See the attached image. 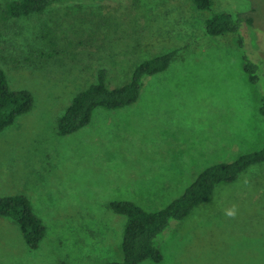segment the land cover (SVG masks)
Masks as SVG:
<instances>
[{
  "label": "rangeland",
  "instance_id": "374dc122",
  "mask_svg": "<svg viewBox=\"0 0 264 264\" xmlns=\"http://www.w3.org/2000/svg\"><path fill=\"white\" fill-rule=\"evenodd\" d=\"M10 1L0 0V67L12 89L32 91L35 101L0 132V195L25 193L47 234L31 249L19 225L0 216V264L122 260L127 218L110 202L157 211L208 166L264 146V0H214V12L253 16L241 28L244 47L236 33L207 34V15L193 0H76L20 17L6 15ZM176 48L167 70L146 77L137 102L97 108L88 125L59 134V116L100 68L110 87L121 86L138 63ZM244 54L260 66L257 84ZM175 157H198L189 183L145 191L158 187L160 163ZM156 242L163 261L140 264H264V162L218 184Z\"/></svg>",
  "mask_w": 264,
  "mask_h": 264
},
{
  "label": "trees",
  "instance_id": "16d2710c",
  "mask_svg": "<svg viewBox=\"0 0 264 264\" xmlns=\"http://www.w3.org/2000/svg\"><path fill=\"white\" fill-rule=\"evenodd\" d=\"M72 1L76 0H12L6 5V15L20 17L40 14L55 5ZM79 1L92 3L97 0ZM192 2L198 10L207 15L205 19L207 34L218 38L229 32L236 33L239 45L245 46V36L241 28L245 22L253 23V16L249 12H214V0ZM50 31L51 28H48L44 36L55 44ZM52 53L53 51H49L47 54ZM178 53L179 49L176 48L138 63L129 81L113 88L108 84V69L100 68L96 80L80 90L59 116V134H71L88 125L97 108L117 110L137 102L143 93L146 77L167 70ZM244 68L249 80L257 84L260 80V66L247 54H244ZM261 100L260 111L264 115V95ZM34 101L32 91L12 89L6 71L0 67V132L15 124L19 116L28 113L33 108ZM262 162L264 146L259 150L242 154L234 161L218 162L208 166L180 196L157 211L146 210L132 200L110 202V208L126 216L127 222L122 243L123 259L104 264H140L148 258L156 262L163 261L164 254L156 240L169 227L171 221L187 217L195 207L210 198L218 184L235 181L248 168ZM0 216L9 218L19 225L23 238L31 249L38 248L46 237L47 226L36 214L31 199L25 193L0 195Z\"/></svg>",
  "mask_w": 264,
  "mask_h": 264
},
{
  "label": "crops",
  "instance_id": "0c3cea01",
  "mask_svg": "<svg viewBox=\"0 0 264 264\" xmlns=\"http://www.w3.org/2000/svg\"><path fill=\"white\" fill-rule=\"evenodd\" d=\"M162 151L164 152L168 150H162ZM175 158H176L175 161L169 160L167 162L160 163V165L158 166L160 170L157 177L159 181L157 183L158 187L151 188L147 186L145 187V191L157 192L159 194L172 193L178 185L179 188L180 185H182L183 183H189L191 177H194L196 174L195 170L194 169L192 170L193 168L192 162L194 160L181 161V159H178L177 157ZM197 159H195L194 162H197ZM197 176H195V179L197 178Z\"/></svg>",
  "mask_w": 264,
  "mask_h": 264
},
{
  "label": "clouds",
  "instance_id": "9594fccd",
  "mask_svg": "<svg viewBox=\"0 0 264 264\" xmlns=\"http://www.w3.org/2000/svg\"><path fill=\"white\" fill-rule=\"evenodd\" d=\"M228 215H230V216H231V215H234V212H231V211H230V212L228 213Z\"/></svg>",
  "mask_w": 264,
  "mask_h": 264
}]
</instances>
